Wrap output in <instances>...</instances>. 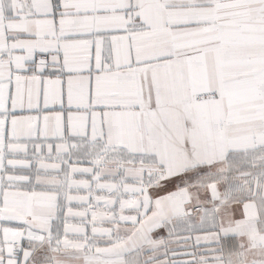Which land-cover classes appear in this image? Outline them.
Listing matches in <instances>:
<instances>
[{
  "label": "snow or ice",
  "instance_id": "obj_1",
  "mask_svg": "<svg viewBox=\"0 0 264 264\" xmlns=\"http://www.w3.org/2000/svg\"><path fill=\"white\" fill-rule=\"evenodd\" d=\"M0 264H264V0H0Z\"/></svg>",
  "mask_w": 264,
  "mask_h": 264
}]
</instances>
